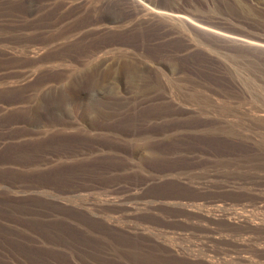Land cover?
Instances as JSON below:
<instances>
[{
  "label": "rangeland",
  "instance_id": "rangeland-1",
  "mask_svg": "<svg viewBox=\"0 0 264 264\" xmlns=\"http://www.w3.org/2000/svg\"><path fill=\"white\" fill-rule=\"evenodd\" d=\"M217 1L0 0V264H264V25Z\"/></svg>",
  "mask_w": 264,
  "mask_h": 264
},
{
  "label": "trees",
  "instance_id": "trees-1",
  "mask_svg": "<svg viewBox=\"0 0 264 264\" xmlns=\"http://www.w3.org/2000/svg\"><path fill=\"white\" fill-rule=\"evenodd\" d=\"M215 6L223 15L215 14V17H210L207 20L220 24L228 29L247 32L249 31L248 28H261L264 25L262 22L254 23L253 21L239 17L237 8L232 0H218ZM252 7L258 12H262V9H264V7L262 8L254 3H252Z\"/></svg>",
  "mask_w": 264,
  "mask_h": 264
},
{
  "label": "water",
  "instance_id": "water-1",
  "mask_svg": "<svg viewBox=\"0 0 264 264\" xmlns=\"http://www.w3.org/2000/svg\"><path fill=\"white\" fill-rule=\"evenodd\" d=\"M209 25H211V26H216L214 23H208Z\"/></svg>",
  "mask_w": 264,
  "mask_h": 264
}]
</instances>
